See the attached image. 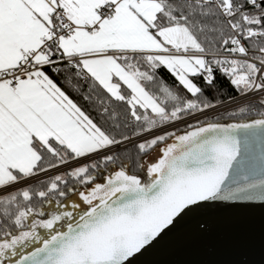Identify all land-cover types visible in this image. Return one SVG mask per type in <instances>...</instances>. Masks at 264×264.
I'll list each match as a JSON object with an SVG mask.
<instances>
[{"label":"snow or ice","instance_id":"snow-or-ice-1","mask_svg":"<svg viewBox=\"0 0 264 264\" xmlns=\"http://www.w3.org/2000/svg\"><path fill=\"white\" fill-rule=\"evenodd\" d=\"M254 203L264 0H0V264H127Z\"/></svg>","mask_w":264,"mask_h":264},{"label":"water","instance_id":"water-1","mask_svg":"<svg viewBox=\"0 0 264 264\" xmlns=\"http://www.w3.org/2000/svg\"><path fill=\"white\" fill-rule=\"evenodd\" d=\"M207 219L208 232L170 228L127 264H264V206L222 204Z\"/></svg>","mask_w":264,"mask_h":264},{"label":"trees","instance_id":"trees-1","mask_svg":"<svg viewBox=\"0 0 264 264\" xmlns=\"http://www.w3.org/2000/svg\"><path fill=\"white\" fill-rule=\"evenodd\" d=\"M161 74L164 75L165 78H168V77H167V74H166L165 72H162ZM222 87H223V89H225L229 94H231V95H235V92L231 89V86L227 83L226 80L223 82ZM224 98L226 99L227 97H224ZM180 127H183V125H181Z\"/></svg>","mask_w":264,"mask_h":264},{"label":"rangeland","instance_id":"rangeland-1","mask_svg":"<svg viewBox=\"0 0 264 264\" xmlns=\"http://www.w3.org/2000/svg\"><path fill=\"white\" fill-rule=\"evenodd\" d=\"M181 126V125H180Z\"/></svg>","mask_w":264,"mask_h":264}]
</instances>
